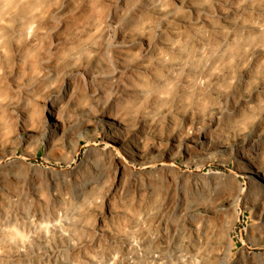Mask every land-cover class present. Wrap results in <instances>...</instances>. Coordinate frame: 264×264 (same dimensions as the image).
Instances as JSON below:
<instances>
[{
	"label": "bare ground",
	"instance_id": "1",
	"mask_svg": "<svg viewBox=\"0 0 264 264\" xmlns=\"http://www.w3.org/2000/svg\"><path fill=\"white\" fill-rule=\"evenodd\" d=\"M0 264H264V0H0Z\"/></svg>",
	"mask_w": 264,
	"mask_h": 264
},
{
	"label": "rangeland",
	"instance_id": "2",
	"mask_svg": "<svg viewBox=\"0 0 264 264\" xmlns=\"http://www.w3.org/2000/svg\"><path fill=\"white\" fill-rule=\"evenodd\" d=\"M113 34H114V30L111 31V35ZM103 145L104 143H100V146H103ZM251 220H252V217L250 216L249 212H247L246 214L242 215L239 221L237 233H234V235L237 238V242L239 246L243 243V234H244L245 228ZM257 250H261V248H258Z\"/></svg>",
	"mask_w": 264,
	"mask_h": 264
}]
</instances>
